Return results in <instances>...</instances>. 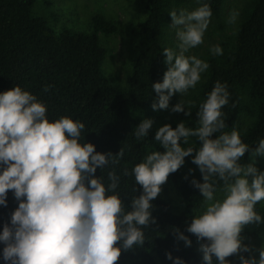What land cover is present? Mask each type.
Instances as JSON below:
<instances>
[{"label":"clouds","instance_id":"clouds-1","mask_svg":"<svg viewBox=\"0 0 264 264\" xmlns=\"http://www.w3.org/2000/svg\"><path fill=\"white\" fill-rule=\"evenodd\" d=\"M169 15L170 26L177 28L179 53L163 49L168 68L162 82L151 86L158 94L153 110L168 109L170 97L194 88L209 67L185 53L203 43L212 15L210 6L205 3L179 14L173 10ZM236 15H231L230 23ZM210 51L222 54L219 46ZM228 102L226 85L216 82L199 105L198 127H186L184 122L175 129L168 124L159 127L154 139L164 151L152 152L132 168L143 194L131 200V210L126 212L118 195L106 194L114 192L119 177L109 172L111 182L106 188L101 178L94 176L97 168H104L110 160L117 163L124 155L123 148L115 155L98 153L93 144L79 142L83 123L69 117L50 122L46 106L18 85L0 93V164L6 165L0 171V205H6L9 190L20 201L11 214V227L6 224L0 232V241L5 244L3 259L10 264H116L121 249L143 245L142 229L155 223L150 201L158 196L169 174L176 172L195 150L192 163L199 168L203 183L195 179L191 183L204 198V210L194 215L187 231L198 241H207L200 246L203 260L212 264L215 256L219 264H228L227 257L238 255L241 264H264V247L258 250V261L239 255L250 251L241 242L242 230L262 222L255 205L264 201V171L253 163L238 162L246 152L252 161L264 156V139L250 149L237 130L222 131L227 126L221 109ZM171 111L190 115L181 102ZM151 125L150 119L141 120L135 137H146ZM189 137L197 138L198 149L181 147V141L188 143ZM214 178L222 181V199L214 195ZM179 239L190 246L191 241L183 234ZM166 255L173 259L170 253ZM174 264L184 262L176 258Z\"/></svg>","mask_w":264,"mask_h":264},{"label":"trees","instance_id":"trees-1","mask_svg":"<svg viewBox=\"0 0 264 264\" xmlns=\"http://www.w3.org/2000/svg\"><path fill=\"white\" fill-rule=\"evenodd\" d=\"M188 1L144 0L146 18L135 31L143 40L144 49L133 60L127 86L122 88L102 72L105 49L100 45L99 36L117 33L118 27L113 21L94 15L89 32L67 27L55 32L50 21H56L57 16L35 14L37 0H0V93L18 85L46 106V118L50 122L69 117L83 123L85 127L79 142L93 144L98 153L115 155L123 148L124 155L117 163L110 160L104 168H97L94 176L100 177L106 188L111 182L109 172L119 177L114 192L106 194L118 195L126 212L131 210V200L143 194L132 168L152 152L164 151L154 139L159 128L151 127L143 139H137L134 131L153 111L152 104L158 102V94L151 86L162 82L168 68L163 39L169 13L179 10ZM195 2L197 8L207 3L212 12L210 19L214 20L221 17L225 4V0ZM45 4L49 9L50 3ZM220 48L222 54L213 55L211 52L205 57L204 62L209 67L197 86L196 95L184 105L190 115L181 112L180 122L189 128L198 127L199 105L206 100L215 83L220 82L226 85L229 93V102L221 109L227 126L222 131L237 130L242 142L254 149L259 140L264 139V0H249L245 4L235 36L222 40ZM156 110L161 115L170 114V99L168 109ZM177 124L170 126L175 129ZM216 135L219 133L211 138ZM181 147L198 149L200 145L196 137H189L188 143L181 141ZM194 155L195 150L167 178L177 187L182 211L175 214L169 202L160 198L151 200L150 212L155 223L150 222L142 229L143 245L127 251L121 249L116 264H174L176 258L184 264H206L200 246L207 241H198L187 231L204 203L199 189L191 183L193 179L203 183L199 168L192 163ZM251 159L246 152L238 162L247 165ZM4 167L6 165L0 164V171ZM214 179L217 193L221 191L222 181ZM19 202L14 191L9 190L6 205H0V232L6 224L11 227V214ZM255 211L261 215L262 222L247 225L240 234L242 244L249 249L255 239L264 240V207L257 203ZM176 229L178 232L174 231ZM180 234L191 241L190 246L179 239ZM4 247V242L0 241V264H10L3 259ZM167 253L173 259H168ZM239 255L250 258L251 249ZM226 260L228 264H241L238 255Z\"/></svg>","mask_w":264,"mask_h":264},{"label":"rangeland","instance_id":"rangeland-1","mask_svg":"<svg viewBox=\"0 0 264 264\" xmlns=\"http://www.w3.org/2000/svg\"><path fill=\"white\" fill-rule=\"evenodd\" d=\"M249 0H225L222 15L218 20L210 19L206 31L203 35V43L195 48L189 49L185 56H196L204 61L205 57L211 53V49L219 46L222 40L233 39L238 24L241 19L242 11ZM45 2L50 3L49 9ZM195 0H189L179 10L191 12L195 10ZM33 12L46 16L55 14L56 21H50V26L55 32H59L62 27L69 29L89 32L91 30V18L94 15H101L107 20L113 21L118 31L112 35L100 34L99 42L105 49V59L102 63V72L112 82L117 83L122 88H126L128 79L131 74L133 60L144 49L143 40L136 34L137 26L146 18L144 0H37ZM233 13H236L234 22H229ZM171 17L165 26V36L163 47L170 48L177 54L179 53L178 45L180 43L177 37V28L170 26ZM203 73L199 82L194 88H190L186 94L175 93L170 97L171 108L178 103L185 105L196 95L197 86L203 79ZM147 119L152 121L151 127L159 128L165 124L179 123L181 112H170L168 115H161L157 110L148 113ZM259 171H264V156H256L254 161L251 160ZM251 177H249V180ZM161 190L156 198L169 202L175 214L182 211V200L178 193L177 187L171 182L166 181L160 186ZM217 199L223 198V192L214 193ZM264 207V201L259 202ZM202 207L196 212V215L202 213ZM264 247V240L255 239L251 243V257L259 260V249ZM202 255L203 252L201 251ZM212 264H219L215 256L212 257Z\"/></svg>","mask_w":264,"mask_h":264}]
</instances>
